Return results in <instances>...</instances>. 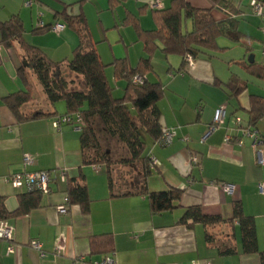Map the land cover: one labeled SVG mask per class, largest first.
Here are the masks:
<instances>
[{
	"label": "crops",
	"instance_id": "crops-1",
	"mask_svg": "<svg viewBox=\"0 0 264 264\" xmlns=\"http://www.w3.org/2000/svg\"><path fill=\"white\" fill-rule=\"evenodd\" d=\"M25 1L0 0V23L18 16L27 43L41 49L54 62L70 60L79 44L77 34L67 27L59 34L51 29L42 32L37 25L40 20L47 27L64 25L62 17L56 14L81 0H37L31 8L24 7ZM152 1L87 0L81 6L92 41L107 65L109 85L113 89L112 81L117 88L124 85L123 94L127 82L116 79L112 65L127 60L131 68H136L147 57L135 25L147 32L158 29L154 13L149 9ZM161 1L168 8L173 0ZM186 1L196 9L212 10L216 22L227 20L230 14L228 10L213 9L209 0ZM226 1L239 12L234 17L244 37L241 42L221 39L220 46L227 50L208 51L185 67L179 56L166 57L160 49L153 53V69L147 80L163 84L165 94L158 104L161 122L163 127L174 129L177 136L168 146L149 143L145 156L155 157L159 166H151L145 178L142 165H124L135 176L123 185H117L112 178L113 191L105 166L84 163L80 129L68 124L55 129L53 117L20 123L3 104L2 98L25 88L17 70L26 60L17 42L11 49L1 44L0 31V198L4 199L7 210L14 212L19 207V196L26 190L13 188L6 177L23 171L65 170L67 179L84 176L91 199L88 214L79 205H70L66 214L60 213L59 208L65 206L67 198V181L56 175L52 192L42 195L39 208L7 221L14 230V241L2 240L1 264H71L79 256L90 261L111 257L116 264H260L259 255L242 252L237 221L208 227L182 222L186 210L194 206H200L204 215L230 220L235 201H241L245 215L254 217L256 224L264 222V195L258 188L264 181V162L263 166L259 164L263 161L264 149L259 151V148L264 146L260 132L264 120L256 127L261 140L258 153L252 140L244 137L249 127L251 96L264 97V82L244 69L251 56L257 64L264 65V24L261 17L253 14L252 0ZM187 28L191 30L190 23ZM257 50L262 51L261 60L254 54ZM27 77L33 92V102L27 110L66 114V109L49 103L30 69ZM72 77L84 81L81 76ZM232 79L246 86L236 97H231L228 87ZM223 107L224 123L210 133L215 114ZM238 140H243V145ZM103 144L113 160L127 153L116 140L103 136ZM26 155L33 158V165L24 166ZM193 157L199 159L198 164L193 163ZM221 184L235 186L234 194L225 192ZM143 185L148 189L147 194L126 196L141 190ZM173 188L184 192L176 208L154 214L149 194ZM33 241L41 244V252L31 247ZM11 245L14 252L9 254ZM231 247L236 248V253L225 254Z\"/></svg>",
	"mask_w": 264,
	"mask_h": 264
},
{
	"label": "trees",
	"instance_id": "trees-1",
	"mask_svg": "<svg viewBox=\"0 0 264 264\" xmlns=\"http://www.w3.org/2000/svg\"><path fill=\"white\" fill-rule=\"evenodd\" d=\"M86 1L81 0L79 4L66 6L61 13L56 14L62 17L63 26L72 29L79 39L72 58L66 62H54L41 49L27 43L23 22L18 16L0 23L1 44L11 49L17 42L26 60V64L21 65L17 70L25 88L2 98V101L20 123L51 117L81 115L84 121V126L80 129L84 163L105 166L108 169L109 184L113 191L110 169L115 164H140L144 168L146 178L152 166L149 162L150 157L145 156L147 146L149 143L156 144L162 137L164 127L158 104L164 97V86L160 82L151 83L147 80V75L153 69L151 65L153 53L160 49L166 57L179 56L183 61L182 67H185L189 59L196 60L208 51L225 50L220 46L221 39L239 43L244 37L239 31V22L234 17L239 15V12L226 0H209L213 9H224L230 13L228 19L223 22H216L213 19L212 10L196 9L186 0H173L168 8L163 6L162 9L152 10L158 25L157 30L147 32L135 25L138 38L145 45L147 57L142 58L136 68H131L127 60H118L112 65L116 79L127 82L124 96L116 98L113 94L114 89L107 80V65L101 60L96 44L92 41L87 19L81 11V6ZM188 23L191 24V30H187ZM53 26L38 27V29L44 32ZM28 69L37 78L51 105L55 106L60 101L66 102V114L59 115L55 112L51 115L42 110H27V106L33 102V92L29 88L27 77ZM244 69L248 74L264 82L263 64H257L255 61L247 62L244 64ZM65 70L83 77L85 87L80 90H71L73 81H69L64 75ZM136 77H141L143 84H134ZM228 87L231 97H236L246 86L232 79ZM262 120H264V97L251 96L249 127L246 129L257 132L256 127ZM103 136L120 142L126 148V155L119 160L111 159L104 148ZM259 141H261L260 138ZM66 193L69 206L79 205L83 213L90 212L91 199L83 175L67 179ZM147 193L148 189L143 185L141 190L127 193L126 196ZM183 193V190L175 188L165 192L150 193L152 212L160 214L174 210L176 202L180 201ZM112 196L115 197L114 194ZM41 199L42 194L38 192L21 194L19 207L14 212H9L4 199L0 198V222L29 214L40 207ZM188 221L205 227L237 221L241 232L242 252L245 255H259L260 264H264V252L259 250L255 219L245 215L241 201L234 202L233 217L230 220H225L221 216L204 215L200 206H194L186 210L182 219L183 223ZM1 242L2 240L0 245ZM235 253V247L225 251L227 255Z\"/></svg>",
	"mask_w": 264,
	"mask_h": 264
},
{
	"label": "built area",
	"instance_id": "built-area-1",
	"mask_svg": "<svg viewBox=\"0 0 264 264\" xmlns=\"http://www.w3.org/2000/svg\"><path fill=\"white\" fill-rule=\"evenodd\" d=\"M36 3L35 0H26L25 5L26 7H32ZM251 5L253 8V14L256 16H259L263 19L264 24V3L260 1L253 0L251 1ZM163 2L161 0H153L150 4V7L152 10L162 9L163 8ZM39 28H44L43 21H39L38 25ZM65 29L63 25L55 24L51 30L57 34L62 32ZM263 32H264V26H263ZM1 50V48H0ZM262 55L264 57V50L262 52ZM189 63H192V61L189 59ZM134 84L141 85L143 84V79L141 77L134 78ZM225 119V108H220L214 117V127L211 128L210 133L215 130L217 126H220L224 123ZM240 120H238V123ZM68 124L76 127L77 129H81L84 126V121L81 115L75 114V115H67V116H60L57 117L53 121V127L55 129H59L61 125ZM177 136V133L174 129H168L166 127L163 128L162 137L157 142V144L162 146H168L170 145L174 138ZM244 137H250L253 140V148L257 150L258 146L260 145L259 137L257 132L251 131V130H245L244 131ZM228 141H232L231 138H228ZM238 144L243 145V140H238ZM193 163L198 164L199 159L197 157H193ZM34 160L31 156L26 155L24 157V166L28 167L33 165ZM151 163L152 167H158L159 162L157 159L153 156H151ZM56 175L61 178L63 182L67 181V172L60 171V172H51V171H38V172H27L23 171L11 176H8L5 178L6 182L9 183L13 188L19 190L24 189L26 192H38L44 195H49L52 192L51 185L56 180ZM222 188L225 192L228 194H234L236 187L233 185H227V184H221ZM261 191L264 193V185L261 186ZM69 210V199L68 197L65 199V206H62L59 208L60 213L66 214ZM0 240L8 241L12 243L14 241V230L9 225L7 221L0 222ZM31 247L34 248L37 251H42V246L40 243L33 241L31 243ZM60 252V248H57ZM14 252V248L11 245L8 248V253L11 254ZM44 255V254H43ZM71 264H116L115 261L111 257H105L100 260H87L84 256H79L75 258Z\"/></svg>",
	"mask_w": 264,
	"mask_h": 264
},
{
	"label": "rangeland",
	"instance_id": "rangeland-1",
	"mask_svg": "<svg viewBox=\"0 0 264 264\" xmlns=\"http://www.w3.org/2000/svg\"><path fill=\"white\" fill-rule=\"evenodd\" d=\"M26 2V1H25ZM151 4V3H150ZM150 4H149V9L152 11V9H151V7H150ZM24 7L25 8H30V7H26V5H25V3H24ZM250 7H251V9H252V11H253V8H252V5H251V3H250ZM57 24H59V23H57ZM60 25H62V24H60ZM263 29V28H262ZM263 31V30H262ZM264 33V32H263ZM228 40V39H227ZM225 50H227V49H225ZM225 50H223L222 52H224ZM219 52H221V51H219ZM261 52L262 51H259V50H257V52H255L254 54L256 55V57H257V59H262V56H261ZM153 74V73H152ZM64 75L68 78V80L69 81H73V85H71V90H80L81 88H84L85 86H84V81H80L79 79H76L75 78V80L73 79V77L72 76H77V75H75L74 73H72V72H70V71H67V70H65V72H64ZM112 83V86L114 87V89H115V91H114V96L116 97V98H118V97H123V92L121 91V89H122V87L124 86L123 84V86H121L120 85V88H117L116 87V85H115V83L112 81L111 82ZM118 84H119V81L117 82ZM125 83V82H124ZM56 106L57 107H62V109L63 110H65L66 109V102L65 101H60V102H58V103H56ZM66 111V110H65ZM264 125V124H263ZM260 132L263 134V136H264V128L263 129H260ZM249 140H252L250 137H247ZM252 142H253V140H252ZM253 146V145H252ZM264 149V146H260V148H259V151L260 150H263ZM257 153H258V149L257 150H255ZM264 151V150H263ZM262 156H263V161H261V162H259V164L261 165V166H263V162H264V152H263V154H262ZM110 171H111V176H112V178H113V180H114V182L115 183H117V185H123L124 184V182H127V183H129L131 180H132V178L135 176V174H134V171L133 170H131L130 168H127L126 166H124V165H121V164H115L111 169H110ZM262 185H264V181L261 183V184H259V192H260V194H263L264 195V193L261 191V186ZM256 201H259V199L257 198L256 199ZM256 227H257V232H258V240H259V250L262 252V251H264V250H262V249H264V222H261V221H259L258 222V224H256ZM258 258V257H257Z\"/></svg>",
	"mask_w": 264,
	"mask_h": 264
},
{
	"label": "water",
	"instance_id": "water-1",
	"mask_svg": "<svg viewBox=\"0 0 264 264\" xmlns=\"http://www.w3.org/2000/svg\"><path fill=\"white\" fill-rule=\"evenodd\" d=\"M253 61H254L253 56H251V57L249 58V62H250V63H253Z\"/></svg>",
	"mask_w": 264,
	"mask_h": 264
}]
</instances>
